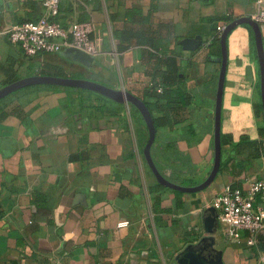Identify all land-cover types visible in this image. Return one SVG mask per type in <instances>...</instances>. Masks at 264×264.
I'll return each instance as SVG.
<instances>
[{
  "label": "crops",
  "instance_id": "crops-1",
  "mask_svg": "<svg viewBox=\"0 0 264 264\" xmlns=\"http://www.w3.org/2000/svg\"><path fill=\"white\" fill-rule=\"evenodd\" d=\"M42 1L0 0V87L54 65L66 75L71 70L130 91L150 106L154 118L172 121L155 125L151 155L161 174L183 186L204 181L213 165L221 65L215 27L225 17H252L255 1L60 0L57 20L62 25L91 20L100 53L77 58L66 48L30 57L5 32L43 15ZM259 26L264 48V25ZM122 29L161 39L177 54L183 80L171 89L184 103L155 108L164 102L147 92L160 82L161 54L136 38L115 39L114 31ZM251 33L241 24L227 36L220 122L225 142L218 174L200 191L156 189L143 155L147 126L132 105L97 102L78 88L44 84L0 99V113L6 112L0 117V264H172L179 251L205 235L204 210L226 187L246 191L252 181L264 180V156L253 158L248 145L227 142L241 135L259 139L258 125L264 123L257 112L262 104ZM197 35L198 48L179 44ZM96 103L116 113H104ZM35 193L46 206L32 201ZM255 202L264 206V190ZM212 236L220 264H264V227L254 245L245 243L246 232L238 240L226 237L220 224Z\"/></svg>",
  "mask_w": 264,
  "mask_h": 264
},
{
  "label": "water",
  "instance_id": "water-1",
  "mask_svg": "<svg viewBox=\"0 0 264 264\" xmlns=\"http://www.w3.org/2000/svg\"><path fill=\"white\" fill-rule=\"evenodd\" d=\"M246 24L250 27L253 39L254 46L258 60L259 66V89L260 97L262 104V114L264 120V48L262 42V34L259 24L252 19L250 16H241L230 21L225 29L222 31L219 42L221 47V56L218 58L220 61V70L218 74L217 81V90L215 97V112H214V127H213V144H214V157L213 165L211 171L204 181L194 186H183L176 184L174 182L166 179L156 167L152 155H151V146L155 137V126L151 113L144 103V101L131 93L130 91L124 89L112 88L107 85H104L100 82L86 79V78H74L69 76H55V75H43L36 74L23 77L17 80H14L2 87H0V99L6 95L32 85H54L61 87H70L84 89L88 91L95 92L97 94L103 95L117 103L132 105L135 107L140 115L142 116L148 130V137L146 144L143 148V155L145 161L152 171L154 177L158 184L163 187L170 189L183 191V192H196L200 191L207 186H209L216 175L218 174L220 163H221V100H222V91L224 84V76L226 71V62H227V45L226 40L230 31L238 25ZM181 47L185 50H193L198 48L202 44L201 37L199 35L194 37H186L179 41ZM70 51L74 52V56L79 58L81 55L88 57L89 55L74 49L68 48ZM203 232L205 235L200 236L195 242L188 244L184 249L179 251L174 256V262L172 264H220L221 257L220 254L213 248L214 238L213 233L217 230L219 224L217 220V210L213 207H207L203 213Z\"/></svg>",
  "mask_w": 264,
  "mask_h": 264
},
{
  "label": "built area",
  "instance_id": "built-area-1",
  "mask_svg": "<svg viewBox=\"0 0 264 264\" xmlns=\"http://www.w3.org/2000/svg\"><path fill=\"white\" fill-rule=\"evenodd\" d=\"M257 10L252 15L259 25H264V0H254ZM60 0H43L44 14L36 19H28L12 24L5 32L7 40L21 48L27 56L57 53L62 49L74 48L89 56L100 53L99 39L94 36L91 20H77L62 25L58 20ZM228 23L222 21L215 27L218 39ZM264 190V180L252 181L247 190L226 187L213 201L217 210V220L224 227L225 236L242 238L254 245L259 231L264 227V206L255 202V197Z\"/></svg>",
  "mask_w": 264,
  "mask_h": 264
},
{
  "label": "trees",
  "instance_id": "trees-1",
  "mask_svg": "<svg viewBox=\"0 0 264 264\" xmlns=\"http://www.w3.org/2000/svg\"><path fill=\"white\" fill-rule=\"evenodd\" d=\"M84 20H86V19H84ZM224 20L226 22L231 21L230 17H225ZM244 26H246L251 33L250 27L246 24H244ZM251 35H252V33H251ZM114 38L118 39L120 41H128L131 38H136L138 43L146 44V45L150 46L151 48H154L155 50H157L161 54V56L159 57V63L162 66H164V71L161 75L160 82H157V83L152 82L150 87H149V91L147 92L150 97H154L155 99H157L161 102H164V105H158L155 107L156 109H160L163 111L165 109H167L168 107L171 109H174L175 107H177V106L173 105L174 102L178 103V101H179V103L180 102L184 103L185 100L182 98L183 96H181V95L178 96L176 94V92L171 89V86H173L175 83H181L182 82L183 75H182V72L180 71V67L178 65L177 54L173 50L167 49V43L165 41L163 42L161 39H159V40H155L154 38L151 39V38L147 37L144 32L128 30V29H122L119 31H114ZM215 38H216V40H219L217 37H215ZM39 74L55 75V76H67L63 69H61L60 67L54 66V65H46L45 67H43L40 70ZM12 81H14V80H12ZM12 81H9V82H12ZM79 90L86 91V92L91 93V94L92 93L95 94L94 96H95L97 102L98 101L112 102L109 98H107L103 95L97 94L95 92L84 90V89H79ZM145 104L151 113L152 111H151L150 106L147 103H145ZM165 105H167V106H165ZM95 107L97 109H100L104 113H112V114L116 113L115 111H113V109H105L104 104L100 105L99 103H96ZM257 109H258L257 112L262 113L261 105H258ZM5 115H6V112L0 113V117H3ZM151 116H152V114H151ZM152 119H153L154 126L157 123H160L163 125H166V124L171 125L172 124V121H166L163 119L161 121V120H158L157 118H154L153 116H152ZM258 130H259V139H249L246 136L241 135L237 142H233L230 137L228 138L227 142H229L233 146H237V145H241V144L248 145L252 149V157L256 158V159H260L261 157L264 156V123L263 122H261L258 125ZM224 138L225 137L223 135H221V143L225 142ZM231 187H234V186H231ZM164 188L165 187H163L162 185L156 184V189H164ZM174 192L178 193V194L181 193V191H178V190H175ZM41 197H43V196L40 193H35L32 197V201L38 207L46 206L45 202L40 201ZM256 241H257V237H256Z\"/></svg>",
  "mask_w": 264,
  "mask_h": 264
},
{
  "label": "rangeland",
  "instance_id": "rangeland-1",
  "mask_svg": "<svg viewBox=\"0 0 264 264\" xmlns=\"http://www.w3.org/2000/svg\"><path fill=\"white\" fill-rule=\"evenodd\" d=\"M69 73L72 74L71 76H70V75H67V76H69V77L80 78V76H81V75H78V74H76V72L71 71V70H69ZM90 80H92V79H90ZM102 84H103V83H102ZM44 85H45V84H44ZM45 86H48V85H45ZM52 87H57V86H52ZM92 94H93V93H92ZM93 95H95V94H93Z\"/></svg>",
  "mask_w": 264,
  "mask_h": 264
}]
</instances>
